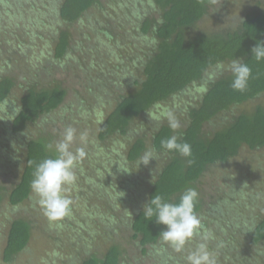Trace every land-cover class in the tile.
Instances as JSON below:
<instances>
[{
    "label": "trees",
    "instance_id": "16d2710c",
    "mask_svg": "<svg viewBox=\"0 0 264 264\" xmlns=\"http://www.w3.org/2000/svg\"><path fill=\"white\" fill-rule=\"evenodd\" d=\"M147 1L148 6L142 8L141 15L140 11L135 13L138 18L136 23L129 15L115 20L116 16L113 14H118L115 9H112V13H104L102 16L108 21L107 27L109 23L113 27L107 32L101 30L103 24L101 17H96L92 13L93 9L101 6V0H61L60 3L55 0L59 28L51 33L53 50L48 49L46 55L36 58H32V55H28L25 50L22 55L17 52L19 58H9L10 62L0 69V106L9 100L13 90L18 86V76L30 71L24 77L28 85L25 83L20 106L4 123V127L7 128L6 133L14 139L11 146L4 151L17 148L16 153L22 152L24 156L19 182L12 184L11 189L0 185V214L6 203L10 206L8 211L10 230L2 253L5 264H11L30 246L37 228L35 221L19 216L25 203L31 205L35 203L30 188L35 166L43 159L55 156L56 137L67 127L70 126L80 132L90 126L91 113L83 109L84 102L79 103L78 99L80 96L87 101L92 98L98 99L94 94L96 90L105 93L102 91L103 85L99 84L104 83L107 73L114 79L111 87L118 94L117 105L106 116H103V112L101 113L99 109L97 113L99 117L95 121L98 125L97 129L93 130L91 135L81 132V135L88 137L74 149H84L86 155L79 162L89 168L92 165H89L87 160H92L93 150L100 148L103 151L102 144L111 142L113 152L118 154L117 137L122 141L135 138L134 142L126 144L127 150L124 159L120 162L121 166L139 165L141 156L149 151V148L163 155L161 159L152 160L157 163L160 159L161 168L150 175L147 174L149 179L144 176L145 182L149 180L144 205L155 194L163 196L169 202H178L184 190L194 188L199 194L195 211L202 218L205 201L201 195L200 185L208 169L211 166L227 164L238 156L243 146H247L252 151L264 148V105L241 114L211 135L204 132L205 125L222 114L264 97V61L257 63L252 59L251 53V49L258 41H264V7L243 17L242 27L237 31L202 34L189 38L187 30L204 20L216 0ZM119 31L126 39L134 38L138 42L129 41L139 49L133 59L138 75H132L124 70V75L117 76L115 74L117 68L112 70L109 66L102 67L99 73L94 71L93 65L90 64L91 53L93 57L104 56L101 51L95 50V40L101 35L110 40L118 37ZM74 33L84 37L86 43L84 50L87 54L83 58H76V55L77 57L79 55L76 54L72 43ZM132 33L137 36H132ZM22 37L24 39V36ZM3 40L0 48L10 53L12 41L7 37ZM25 47L27 48L28 45ZM233 59H242L252 68L253 78L250 79L243 93L231 89L232 74L229 71L216 78L211 76L217 62L227 65ZM97 61L100 63L101 58ZM24 71L28 72L24 73ZM59 75L64 78L60 81L53 78ZM124 78L127 79L124 81ZM70 79L72 82L70 87L65 86L64 81ZM75 86L83 90L77 92L74 90ZM191 87L194 88L193 97L197 103L185 109L186 123L174 130L169 126V115L165 117L163 113H155L156 109L181 95H186ZM70 95H73V98L68 101ZM104 103V99L99 98L93 109L98 110ZM76 110L78 112L83 110L81 111L83 113L76 114L79 116L78 122L83 118L79 123L74 115ZM137 121H139L138 128L134 129L138 124ZM34 124L42 130L39 135L30 137L32 135L30 130ZM140 125L149 128L150 133L146 135V129H139ZM173 135H176L180 142L191 144L190 158L161 149V141ZM148 141H151V147H148L150 144ZM49 145L52 147L49 148ZM4 151H0V177H7L5 175L10 171H17L15 165L21 164V160L12 155V152ZM189 159L192 163H189ZM111 165L112 167L104 172L103 179L100 178L103 191L101 189L96 191L100 200L110 208L109 216H106L109 223L100 217L97 221L98 228H101L105 242L112 240L118 232L120 235L122 232H127L129 235H118L102 255H95L93 249L89 250L90 246L84 247L86 259L82 264H125L130 259H132L131 264H142L143 261L152 264H185L184 257L196 243L200 242V238H195L186 246L185 255L180 253L181 257L178 261L172 258L178 253L167 246H163L165 251L157 254L153 246L161 247L158 236L164 230V226L157 225L154 217L150 220L143 216L142 200L139 203L136 196H133V203H130L132 200L121 197L117 200L111 199L107 185L111 183L118 185L123 182L121 179L130 181L125 176V174L130 176L129 169H126L124 174L121 168L117 169L113 164ZM224 180L223 186L231 191L225 197L227 198L225 208L213 210L216 214L228 213L230 208L239 206L243 199L240 175L237 174L234 179L224 178ZM91 182L94 184L95 179ZM120 205L122 210L117 212ZM92 217V220H97L98 215ZM209 226L203 227L201 234L205 233L203 236L208 237V248L214 253L216 264H264V216L256 222L249 221L241 228L240 234L243 237L240 236L242 241L238 245L229 242L224 231L219 230V225L215 229L208 228ZM239 226L240 224L233 227ZM208 229L209 232L211 230L209 234L206 232ZM48 230L50 233L54 229L49 226ZM43 231L47 232L45 228ZM216 234L220 236L219 239L215 238ZM126 240L130 249L123 244Z\"/></svg>",
    "mask_w": 264,
    "mask_h": 264
},
{
    "label": "rangeland",
    "instance_id": "374dc122",
    "mask_svg": "<svg viewBox=\"0 0 264 264\" xmlns=\"http://www.w3.org/2000/svg\"><path fill=\"white\" fill-rule=\"evenodd\" d=\"M57 1L59 2L61 0ZM123 1L101 0V6L92 10L94 16L101 17L100 19H102L103 24L101 30L108 32V29H113L110 23L107 27L106 24L108 21L102 16L104 13H112V9H115L118 12V14H113L116 16L115 20L123 17L126 18V16L129 15V17L133 19L132 21L136 23L138 18L135 13L140 11L141 15L142 8L148 6L147 0ZM54 3L55 0H0V43H3L4 37H7L12 41L10 42V53L0 48V55L2 56L0 57V69H2L6 63L10 62L9 58H19L18 54L22 55L24 50L28 55H32V58L46 55L48 49L53 50L54 44L50 40V38L53 37L51 33L56 32L57 28H59L57 25L58 16L56 14V6H54ZM263 7L264 0H216L204 20L187 30V34H189L188 37L192 38L202 34L212 35L214 33L237 31L242 27L241 21L243 17L258 9H262ZM20 35L24 36V39ZM133 35L137 36L132 33V36ZM129 41L138 43L134 38L131 40L129 38L126 39L120 31L118 37H113L110 40L106 39L103 35H101V37L99 36L98 40H95V50L101 51L100 53L104 54V56H99V58H101V62L99 63L97 61L99 58L95 55L93 57V53H91L92 62L90 64L93 65L94 71H99L100 73L102 67L109 66L112 70L115 67L118 69H116L115 72L117 76L120 74L124 75V70L132 75H138V72L136 71L137 68L133 64V59H135L134 56L138 53L139 49L135 48L134 44ZM72 43L76 54L79 55L78 57L76 55V58L85 57L87 51L85 53L84 48L86 47V43L84 37H80V34L74 33ZM25 45H28V47L26 48ZM101 49H104L105 51ZM17 52L19 53L17 54ZM14 53L15 55H13ZM29 59L31 58L29 57ZM18 61L20 65V59ZM103 62L107 64H102ZM82 64L84 63L82 62ZM25 72L28 71H24V73ZM29 72L20 75V77L18 76V86L13 90L9 100L0 106V142H2V151L11 146L12 141H14V139L9 136L10 134L6 133L7 128L4 127V123L12 117V115L18 110V106H20V100L25 92L23 89H25L27 84V80L24 77L25 75H28ZM64 76L66 78V75ZM53 78L60 81V79L62 80L64 77L59 75ZM125 79L127 78H124V81ZM113 80V77L107 73L104 83L99 84L103 85L102 91H105V93L100 92L99 90L94 91V94L98 99H104V108L101 106L96 111L93 109V106L98 102V99L92 98L87 101L85 100L86 98L81 96L80 99H78L79 103L84 102V104H82L83 109L90 111L91 121L90 126L85 128V130L83 129L78 132L79 130L75 129L76 139L72 144V151H76L74 148L79 147L82 143V140L80 139L81 132L90 133L91 135V132L97 129L98 125L95 121H97V117H99L97 116L99 109H101V113L103 112V116H106L110 110H113L116 107L118 94H116L114 88L111 87V82L113 83ZM64 82V85L67 87H70L72 84L71 79ZM19 85L23 86L20 87ZM74 90L81 92L83 89L75 86ZM193 93L194 88L191 87L186 95H181V97L176 100L163 104L156 109L155 113H163L165 117L170 113L171 116L178 121L180 127H182L183 124L186 123L187 118L184 116L185 109L191 104L197 103L196 99L193 97ZM70 94H72V92H70ZM71 97L73 98V95H70L68 101ZM259 105H264V97L248 104L238 106L230 112L222 114V116L217 117L210 124H206L204 132L211 135L220 128L231 123L234 118L241 114L248 113L249 111H253ZM81 111L78 112V110H76L74 112L77 122L79 116L76 114L83 113ZM82 119L83 118H81L79 122L83 121ZM92 122H94V124ZM137 122L138 124L134 126V129L138 128L139 121ZM80 124L82 125V123ZM141 128L146 129V135L150 133L149 128L140 125L139 129ZM41 130L42 129L39 128L38 125L34 124L30 130L32 133L30 137L39 135ZM63 133L59 134V136L57 135V142L62 139ZM87 137L88 136L85 135L84 139L86 140ZM117 140L118 154L113 152L112 143L109 142L102 144L104 147L103 151L98 148L96 151L93 150V155L90 153L91 157L93 156L92 160L89 159L87 161L92 167H86L79 161L76 163L74 168L75 180L72 184L67 186V191L65 193L73 201L71 205L72 210L69 217H66L63 221L59 222L61 227L56 228L53 226L51 228L54 230L49 233V222L42 215L40 208L35 203L33 205L25 203L22 206L24 211L21 210L22 214H19V216H25L30 218L29 220L35 221L37 228L34 231L30 246H28L22 254L16 257L11 264H82L86 259L84 247L88 248L90 246L89 250L93 249L95 255H102L107 251L112 244L110 242H113L112 240L120 235V232H118L112 240L105 242L102 238L101 228H98L99 223L97 221L100 217H103V221L109 223L106 216H109L108 212L110 211V208L106 206L105 202H102L96 194L98 189H101V191L104 189L103 186H101L102 182L100 178H102L107 169L112 167L111 164L117 169L121 168L123 172L126 169H129L130 176L125 174V172L124 174L130 179V181L121 179L123 182L118 185L116 183L107 185L108 194L111 195V199L113 200H117L118 197H121L125 200H132L130 203L134 202L133 196H136L139 203L142 200V205H144L145 200L147 199L145 195L149 189V180L145 182L144 176L147 177L150 173L152 174L154 171L159 170L162 166V162L159 160L163 157V155L158 154L156 157L160 158L158 159V162L155 163V161H150L147 166L143 164L140 166H121L120 162L124 159L127 150L126 144L134 142L135 138H130L128 141H122L121 138L117 137ZM148 143H150L148 147H151V141H148ZM16 150L4 151L6 153L12 152V155H15L21 160L19 166L15 165L17 171H10L8 175H5L7 177H0V185L2 184L9 189H11L12 184L19 182L24 165L23 153H16ZM149 150L151 149L149 148ZM237 174L240 175L242 180L240 185V190L243 195V199L241 200L242 203L235 208H230L228 213L216 214L213 210L215 208H225V204L227 203V198L225 197L228 196L231 191L228 187L223 186L225 181L224 178L234 179ZM92 179H95L94 184L91 182ZM147 179L149 178L147 177ZM200 187L202 191L201 195H203L202 198L205 201L201 218L202 228L211 225L208 228L215 229V227L219 225V230L224 231L223 233H225V237L229 238L230 243L235 245L240 244L242 241L240 237L242 236L240 234L241 228L249 221L256 222V220H259L260 217L264 216V148L252 151L247 146H243L238 156L230 160L227 164L211 166L205 177L202 179V185H200ZM115 193L117 195H115ZM9 209L10 206L6 203L0 214V264H5L2 259V253L5 249L8 232L10 230V220L8 218L10 217L8 214ZM121 210L122 207L120 205L117 212H121ZM93 215H98V218H96L97 220H92ZM238 224H240L239 227H233ZM40 228H45L47 232H44L43 229ZM206 232L209 234L211 230L209 232L208 229ZM127 235H129V233L122 232L120 236ZM203 235H205V233H203ZM215 238L219 239L220 236L216 234ZM221 241H224V239H221ZM123 244L128 248L130 247L127 245V240L123 242ZM184 253L185 252H183V254ZM178 254L176 257L172 256V258H176L178 261L181 257V254ZM131 262L132 259H130V261L128 260L125 264H131ZM142 264L152 263L149 261H143Z\"/></svg>",
    "mask_w": 264,
    "mask_h": 264
},
{
    "label": "clouds",
    "instance_id": "9594fccd",
    "mask_svg": "<svg viewBox=\"0 0 264 264\" xmlns=\"http://www.w3.org/2000/svg\"><path fill=\"white\" fill-rule=\"evenodd\" d=\"M252 59L257 63L264 61V41H258L251 49ZM225 71L232 74L230 87L233 91L243 93L246 91L250 79L253 78L252 68L242 59H233L227 65L217 62L211 76L216 78ZM169 126L172 129L180 127L178 121L169 114ZM76 139V130L67 127L61 140L55 143V156L48 157L39 162L34 169L30 184L32 198L40 208L42 215L49 222L50 227H61L59 222L71 214L73 201L65 194L67 186L75 180L74 168L76 163L84 157L83 148L72 151V144ZM80 139L83 141L84 136ZM52 145H49L51 148ZM161 149L167 152H176L185 158L192 156V146L188 142H180L176 135L161 141ZM158 153L149 150L140 158L141 164L147 166L155 160ZM189 163H192L189 159ZM198 192L194 188H187L180 195L178 202H169L163 196L155 194L143 205V216L153 220L157 225H163L160 232L159 244L153 246L157 254L167 248L176 253H183L186 246L199 237L200 242L188 251L184 257L185 264H216L215 255L208 248L207 236L201 234V218L196 213Z\"/></svg>",
    "mask_w": 264,
    "mask_h": 264
}]
</instances>
